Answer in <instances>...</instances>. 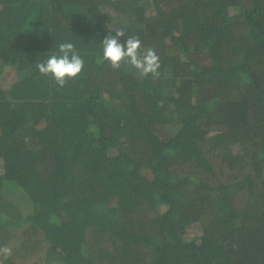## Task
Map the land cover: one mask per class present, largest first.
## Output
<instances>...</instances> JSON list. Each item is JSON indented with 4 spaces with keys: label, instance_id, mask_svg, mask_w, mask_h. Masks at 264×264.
Returning a JSON list of instances; mask_svg holds the SVG:
<instances>
[{
    "label": "trees",
    "instance_id": "16d2710c",
    "mask_svg": "<svg viewBox=\"0 0 264 264\" xmlns=\"http://www.w3.org/2000/svg\"><path fill=\"white\" fill-rule=\"evenodd\" d=\"M0 161L4 264H264V0H0Z\"/></svg>",
    "mask_w": 264,
    "mask_h": 264
},
{
    "label": "clouds",
    "instance_id": "9594fccd",
    "mask_svg": "<svg viewBox=\"0 0 264 264\" xmlns=\"http://www.w3.org/2000/svg\"><path fill=\"white\" fill-rule=\"evenodd\" d=\"M115 35L109 34L102 40V58L108 61L114 70L121 68L122 62H126L136 69L139 78L144 79L151 74L159 78L161 67L160 58L154 48H147L141 54V39L137 35L128 36L122 43L121 37L125 36L122 28L114 29ZM57 51L49 55L45 60L36 64L38 72L42 76H51L58 88L62 89L67 80L77 77L83 70L85 61L76 46L71 41L61 42L57 45ZM162 103V102H161ZM12 255V248L8 245L0 246V264H4Z\"/></svg>",
    "mask_w": 264,
    "mask_h": 264
},
{
    "label": "rangeland",
    "instance_id": "374dc122",
    "mask_svg": "<svg viewBox=\"0 0 264 264\" xmlns=\"http://www.w3.org/2000/svg\"><path fill=\"white\" fill-rule=\"evenodd\" d=\"M1 170H2V168H1V161H0V172H1ZM23 195H24V193H23ZM24 198H25V201L28 203L29 201L25 195H24ZM31 206H32V204H31ZM187 231L189 234H194V236H198L200 233V227H199V225H190V226H188Z\"/></svg>",
    "mask_w": 264,
    "mask_h": 264
}]
</instances>
